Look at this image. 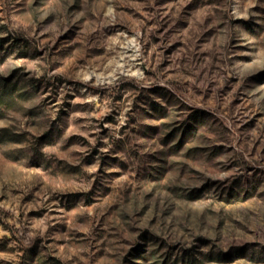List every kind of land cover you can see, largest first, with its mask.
Listing matches in <instances>:
<instances>
[{"label": "rangeland", "instance_id": "rangeland-1", "mask_svg": "<svg viewBox=\"0 0 264 264\" xmlns=\"http://www.w3.org/2000/svg\"><path fill=\"white\" fill-rule=\"evenodd\" d=\"M0 264H264V0H0Z\"/></svg>", "mask_w": 264, "mask_h": 264}]
</instances>
